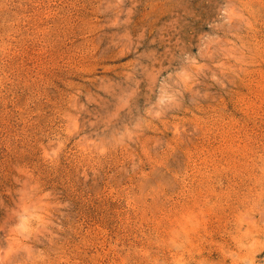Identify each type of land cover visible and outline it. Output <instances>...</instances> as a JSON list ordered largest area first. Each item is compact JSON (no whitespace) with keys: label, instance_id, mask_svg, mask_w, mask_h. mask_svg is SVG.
I'll list each match as a JSON object with an SVG mask.
<instances>
[{"label":"rangeland","instance_id":"rangeland-1","mask_svg":"<svg viewBox=\"0 0 264 264\" xmlns=\"http://www.w3.org/2000/svg\"><path fill=\"white\" fill-rule=\"evenodd\" d=\"M0 264H264V0H0Z\"/></svg>","mask_w":264,"mask_h":264}]
</instances>
